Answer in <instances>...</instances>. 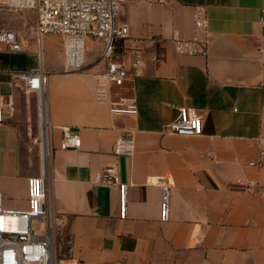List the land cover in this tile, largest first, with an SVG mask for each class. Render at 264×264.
Listing matches in <instances>:
<instances>
[{
    "label": "crops",
    "instance_id": "crops-1",
    "mask_svg": "<svg viewBox=\"0 0 264 264\" xmlns=\"http://www.w3.org/2000/svg\"><path fill=\"white\" fill-rule=\"evenodd\" d=\"M206 8V55L181 54L174 38L194 35V13ZM113 59L129 71L123 93L136 115H114L95 98L104 42L89 37L85 69L64 70V39L39 37L37 19L21 36V51L0 45V101L14 111L0 123V193L7 209L28 208V178L41 172L34 139L38 94L24 73L42 66L49 123L47 174L53 242L58 258L79 264H264V167L249 165L264 134V0H121ZM144 64L132 67L136 53ZM196 108L203 133L166 131L179 107ZM64 128L79 148L61 149ZM131 131L133 157L113 153ZM115 163L129 183L127 216L119 190L94 181ZM249 180L255 185L247 186ZM162 182L172 186L171 214L160 220Z\"/></svg>",
    "mask_w": 264,
    "mask_h": 264
},
{
    "label": "built area",
    "instance_id": "built-area-1",
    "mask_svg": "<svg viewBox=\"0 0 264 264\" xmlns=\"http://www.w3.org/2000/svg\"><path fill=\"white\" fill-rule=\"evenodd\" d=\"M17 9L36 12V33L39 37L58 34L64 39V70L77 72L85 69L86 42L89 37L104 42L101 60L104 69L97 75L95 98L98 102L110 105L114 115H136L134 98L123 93L126 81L130 78L124 64L113 59V42L125 39L129 27L119 23L121 0H7ZM194 35L191 38H174L176 51L181 54L206 55L210 47V33L206 8L199 6L194 13ZM0 45L13 51H21V36L13 28L0 27ZM144 64L142 54L136 53L132 67L135 74ZM24 90L38 94L40 130L34 141L40 147L43 137L48 142L49 123L46 115L45 90L49 74L42 66L23 75ZM14 111L12 101H0V123L6 120L7 112ZM169 133L182 136H198L203 133V118L196 108L181 106L179 114L166 126ZM82 144L78 134L64 128L60 143L61 149L79 148ZM259 151L251 166L264 167V134L258 137ZM136 151V142L131 131L117 137L113 153L117 157L131 158ZM94 181L119 190V215L127 216V194L129 183L122 182L115 163L108 164L94 175ZM247 186L255 185L249 180ZM28 208L25 210L7 209L0 193V264H79L75 258H58L53 242V223L50 212L49 180L47 170L28 178ZM160 220L166 222L171 214L172 186L162 182Z\"/></svg>",
    "mask_w": 264,
    "mask_h": 264
},
{
    "label": "rangeland",
    "instance_id": "rangeland-1",
    "mask_svg": "<svg viewBox=\"0 0 264 264\" xmlns=\"http://www.w3.org/2000/svg\"><path fill=\"white\" fill-rule=\"evenodd\" d=\"M37 19L36 12L29 9H17L11 7L7 0H0V27L22 30L21 35H25L29 23ZM52 37L61 38L58 34H49Z\"/></svg>",
    "mask_w": 264,
    "mask_h": 264
},
{
    "label": "bare ground",
    "instance_id": "bare-ground-1",
    "mask_svg": "<svg viewBox=\"0 0 264 264\" xmlns=\"http://www.w3.org/2000/svg\"><path fill=\"white\" fill-rule=\"evenodd\" d=\"M41 149V154H42V167L47 170V158H48V146L46 143V137H43V144L40 147Z\"/></svg>",
    "mask_w": 264,
    "mask_h": 264
}]
</instances>
